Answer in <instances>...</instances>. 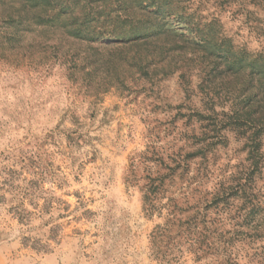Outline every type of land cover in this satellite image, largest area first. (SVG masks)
Returning a JSON list of instances; mask_svg holds the SVG:
<instances>
[{
    "label": "rangeland",
    "instance_id": "1",
    "mask_svg": "<svg viewBox=\"0 0 264 264\" xmlns=\"http://www.w3.org/2000/svg\"><path fill=\"white\" fill-rule=\"evenodd\" d=\"M253 149L264 214V0H0V264H212L150 235Z\"/></svg>",
    "mask_w": 264,
    "mask_h": 264
},
{
    "label": "trees",
    "instance_id": "2",
    "mask_svg": "<svg viewBox=\"0 0 264 264\" xmlns=\"http://www.w3.org/2000/svg\"><path fill=\"white\" fill-rule=\"evenodd\" d=\"M211 51L218 53L212 49ZM188 153L184 154L179 163L173 160L176 164L167 167V175L147 176L143 197L147 211H152L157 195L166 193L165 179L175 176L178 169L182 170L180 174L185 173L186 169L181 167L180 162L187 165L185 161L194 155ZM247 160L250 161L248 168L235 182H229L225 186L222 184L211 193L195 195L194 192L187 194L179 191L180 194L176 197L173 196L174 192L170 194L167 202L162 205L166 209L165 222L156 225L150 235L156 257L168 260L172 257V252L169 251L187 244L188 250L197 260L212 256V264H237L229 251L234 242L249 245L264 239V214L260 191L256 189L254 179L260 158L253 149L248 151ZM227 222L231 224L230 230H224ZM253 257L264 264V245L257 247L249 259Z\"/></svg>",
    "mask_w": 264,
    "mask_h": 264
}]
</instances>
